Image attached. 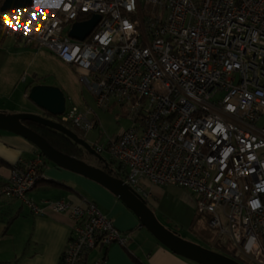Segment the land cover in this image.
<instances>
[{"label": "built area", "instance_id": "2783aa9c", "mask_svg": "<svg viewBox=\"0 0 264 264\" xmlns=\"http://www.w3.org/2000/svg\"><path fill=\"white\" fill-rule=\"evenodd\" d=\"M94 15L83 41L69 38L74 23ZM0 35L43 47L76 70L97 110L116 108L131 122L94 149L138 197L149 198L144 180L186 190L235 257L264 264V0H61L34 33L0 22ZM94 113L70 106L59 118L86 134L98 125ZM42 164L39 154L19 160L0 197L44 216L26 196ZM45 206L71 223L60 264H105L88 254L130 237L92 202Z\"/></svg>", "mask_w": 264, "mask_h": 264}, {"label": "crops", "instance_id": "0c3cea01", "mask_svg": "<svg viewBox=\"0 0 264 264\" xmlns=\"http://www.w3.org/2000/svg\"><path fill=\"white\" fill-rule=\"evenodd\" d=\"M60 4L61 0H33V7L30 9L56 12ZM2 23L6 24L3 21ZM23 23L26 25V21ZM53 61L58 65H66L43 47H26L0 35V113H5L6 116L21 113L43 115L44 112L41 110L39 114L36 112L38 108L32 102L26 104L29 100L27 96L34 87L57 88L41 82L50 73V62ZM71 68L77 74L76 70ZM60 91L64 95V92ZM75 107L84 112L89 111L90 115L92 109L94 112L99 111L95 106L88 110H83L80 106ZM68 108L65 106V110ZM94 114L99 122L96 112ZM2 134L4 137L0 140V160L8 165L0 167V182L3 183L9 179V166H14L22 159H34L38 150L21 137L5 131ZM16 160L17 162L12 165ZM48 164L43 167L44 180L60 185L42 184L28 193V198L33 203L45 208L44 216L32 214L20 200L0 197V264H60L62 253L71 236V223L67 214L53 213L46 207L47 205L45 206V202L58 199L74 206H83L87 201L92 202L116 229L130 236L125 246L117 243L106 247L98 246L88 254V261L103 255L105 264H199L173 252L159 242L140 226L136 216L118 198L100 185L60 170L54 165L49 167ZM169 188L180 193L179 204L183 208L179 210L169 208L168 214L175 219L190 217L189 226L192 227L195 216L193 197L184 189L176 186L158 187L144 180L142 189L149 194V198L145 200L147 206L155 207L158 206L159 200H163L162 198L168 199L165 190ZM9 220L11 222L7 224ZM200 240L214 251L209 242L202 238Z\"/></svg>", "mask_w": 264, "mask_h": 264}, {"label": "water", "instance_id": "95a60500", "mask_svg": "<svg viewBox=\"0 0 264 264\" xmlns=\"http://www.w3.org/2000/svg\"><path fill=\"white\" fill-rule=\"evenodd\" d=\"M31 7H33V0H3L0 5V12L6 13L30 9ZM99 20L100 17L94 15L86 22L74 23L68 33L69 38L83 41ZM27 97L39 110L51 116H61L65 110V97L57 88L34 87L29 91ZM24 122H31L55 131L81 146L89 155L104 162L96 151L91 148L90 144L78 138L76 134L61 123L54 122L42 115L29 113L8 116L0 115V131L14 134L28 141L56 168L79 175L109 191L136 216L140 226L144 227L154 238L173 252L199 264H241L223 254L187 242L165 229L155 219L145 200L138 197L136 192L124 184L122 180L112 177L101 168L90 166L81 160L59 152L44 138L24 125Z\"/></svg>", "mask_w": 264, "mask_h": 264}, {"label": "rangeland", "instance_id": "374dc122", "mask_svg": "<svg viewBox=\"0 0 264 264\" xmlns=\"http://www.w3.org/2000/svg\"><path fill=\"white\" fill-rule=\"evenodd\" d=\"M3 1V0H2ZM0 2V5L2 3ZM50 73L41 80L42 83L46 84L47 86L53 85L64 92L65 95V106L68 108L70 105L80 106L81 109H89L94 108V103L87 92V90L83 87L78 75L75 71L66 65H58L54 61L50 62ZM26 104H31L28 100ZM38 114L40 112L39 109L36 111ZM98 118H99V128L98 130H93L87 132L84 136L86 142L90 145H94L95 142L106 144L108 140L115 139L118 137L123 131L129 129L131 127V122L124 117L119 115V111L115 108L111 110L110 113L107 112H99L95 111ZM0 115L6 116L5 113H0ZM2 132L0 131V140L3 136ZM8 133V132H6ZM102 160L109 162V155L106 152H101L99 155ZM17 162L14 161L12 165ZM49 167L53 166L52 163L48 162ZM85 163L96 167L95 162L92 160L86 159ZM97 168V167H96ZM175 190V189H174ZM172 188L166 189V193L168 194L169 198H162L163 200H159L157 202L158 206L148 205L149 209L152 211L155 219L167 230L174 233L176 236L180 237L181 239L197 244L203 248L209 249V245H205L198 237H195L192 233H194L195 227H190V217L188 218H180L175 219L168 214L167 210H179L181 205L179 204L180 193L175 192ZM19 206V205H17ZM98 208V207H97ZM25 210V207H23ZM27 211V208H26ZM198 223H201V219L198 220ZM216 249V248H215ZM211 250V248H210ZM215 252L217 250H214ZM233 256V255H230ZM236 260L243 262L240 258H235Z\"/></svg>", "mask_w": 264, "mask_h": 264}, {"label": "trees", "instance_id": "16d2710c", "mask_svg": "<svg viewBox=\"0 0 264 264\" xmlns=\"http://www.w3.org/2000/svg\"><path fill=\"white\" fill-rule=\"evenodd\" d=\"M55 13L56 12H50V11H46V10H35V9L15 10V11H10V12H6V13H0V22H2V21L5 22L6 25L12 29L22 31V32L27 33V34H32L36 31V29L40 26V24L47 17L53 16ZM23 21H26V25L23 23ZM42 116H44V117H46V118H48L54 122L61 123L59 117H54V116H51L50 114H47V113H44ZM61 124L64 125L66 128H68L69 130H71L74 134H76L78 138L86 141L84 138L85 133L80 131L79 129H77L74 125H71L68 123H61ZM24 125H26L32 131H34L39 136L44 138L53 148H55L59 152L64 153V154H66L70 157H73L75 159L81 160L83 162H85L86 159L92 160L93 162H95L96 167L99 165L100 166L103 165L102 167H104L103 170H105V172H107L108 174H110L112 177H114L116 179L122 180V173L120 172V168L117 167L114 162H111V160H109V162L99 161L95 157L89 155L81 146L75 144L74 142H72L67 137H65V136H63V135H61V134H59L53 130H50L48 128L39 126V125L31 123V122H24ZM98 128H99V122H98L97 127L94 130H98ZM95 144H101V143L95 142L94 145ZM94 145L93 146L90 145L91 148L94 149ZM38 154L42 157L43 164L40 165L39 167H37V171H38L37 173H38V175H40L42 177H40V179H38L36 181V185L34 188H36L38 185H42V184H45V185L49 184L51 186H59L60 184H58L56 182L44 180L43 167H45L48 164V161L41 155V153L39 151H38ZM22 161L28 162L29 160L28 159L27 160L22 159ZM17 164H18V162H17ZM7 166H8L7 163L0 160V167H7ZM13 167L14 166H9V172L12 171ZM6 184H7V181H5L3 183L0 182V187L5 186ZM28 193L26 194L27 199L29 201H32L31 199L28 198ZM15 200H17V199H15ZM200 219L201 218L195 214L194 220L192 223V227H195L193 234L196 237H199L200 239L201 238L205 239V241L209 242L211 247L214 250H217L218 253L223 254L229 258L236 260L234 252L230 249L229 246L221 243L220 240L218 238H216L214 232L212 230H210L204 222L201 221L200 224L198 223V220H200ZM10 222H11V220H9L7 224H9ZM230 255H233V256H230ZM236 261L241 263V264H244L238 260H236Z\"/></svg>", "mask_w": 264, "mask_h": 264}, {"label": "flooded vegetation", "instance_id": "af4514ba", "mask_svg": "<svg viewBox=\"0 0 264 264\" xmlns=\"http://www.w3.org/2000/svg\"><path fill=\"white\" fill-rule=\"evenodd\" d=\"M99 166H100V165H99ZM99 166H97V168H102V169L104 168V167H102L103 165H101L100 167H99Z\"/></svg>", "mask_w": 264, "mask_h": 264}]
</instances>
